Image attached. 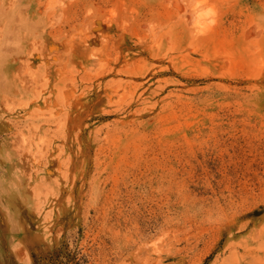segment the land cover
Masks as SVG:
<instances>
[{"label":"rangeland","instance_id":"rangeland-1","mask_svg":"<svg viewBox=\"0 0 264 264\" xmlns=\"http://www.w3.org/2000/svg\"><path fill=\"white\" fill-rule=\"evenodd\" d=\"M0 264H264V0H0Z\"/></svg>","mask_w":264,"mask_h":264}]
</instances>
